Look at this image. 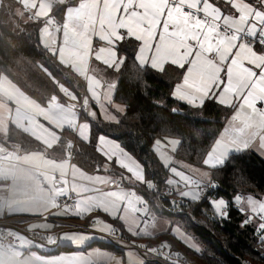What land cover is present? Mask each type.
<instances>
[{
	"label": "snow or ice",
	"instance_id": "6c2138e0",
	"mask_svg": "<svg viewBox=\"0 0 264 264\" xmlns=\"http://www.w3.org/2000/svg\"><path fill=\"white\" fill-rule=\"evenodd\" d=\"M256 2L259 7L247 0H225L234 10L233 13L225 14L210 0H79L78 5L67 7L62 24L50 13L54 4L64 5L67 0H15V4L22 8L16 7L14 11L11 5H4V0H0V7H6L10 15L22 19L24 23L43 21L39 29L43 48L59 64L87 81L91 100L102 110L105 119L110 121L119 122L116 116L108 113L105 102L117 112L122 113L125 108L113 102L115 83H109L101 96L98 89L102 82L90 74V71H95L89 68L93 55L96 61L118 71L126 59L119 54V45L131 39L139 42L135 60L141 68L148 66L162 73L166 70L165 65H172L183 70L182 80L174 85L171 92L175 100L197 108L203 107L207 100H214L235 109L227 127L202 161L210 169H217L228 162L232 152L255 149L264 155V0ZM58 33H62L59 43ZM94 37H98L105 46L94 49ZM43 71L70 101L77 100V96L61 84L52 72L47 68H43ZM8 101L16 105L14 110L9 107ZM258 102H261V107H257ZM83 109L88 116L96 118L88 96L83 99ZM9 123L40 142L44 149L20 155L21 145L13 143V150L9 151L4 146V142L9 139ZM89 127L88 123L77 122L75 103H61L58 96L53 94L44 105L25 95L7 76H0V181L6 182L0 187V215L6 209L8 212L43 216L50 209H56L52 213L54 216L70 214L84 218L93 211L102 210L113 220L122 221L132 236H151L152 233L146 227H141V221L130 215V212L148 214L146 202L136 196L135 191H103L101 187L90 188L77 183L80 180L93 185L111 186L117 181L111 177L88 176L71 164V141L67 144L66 159L58 161L48 157L47 150L62 143L65 128L76 132L82 140L89 141ZM160 143L156 141L157 146ZM170 143L175 151V145L180 141L172 140ZM97 151L107 161L115 160L119 168L130 174L121 176V180L146 184L149 189L154 187L152 181L145 179L140 164L118 144L101 135ZM104 167L107 169L108 164ZM170 171L184 182L187 189H177L178 194L192 202H199L203 198L205 187H217L212 184L209 172L200 173L199 169H192L202 178H207L205 185L203 179L194 180L174 167ZM69 173L72 176L70 187L67 179ZM175 183L172 179L167 180L168 185ZM70 192L81 197L74 207L58 203V198L68 197ZM84 193L94 194L82 195ZM133 197L135 202L145 206L137 208ZM208 202L219 219H229L228 202L225 199H210ZM234 202L240 203L239 210L244 213L242 197L236 195ZM172 203L175 206V202ZM246 203L253 214L259 215L261 222L255 232L259 242L264 243V201L249 196ZM252 222V216H248L241 226ZM91 226L110 236L117 232L112 224L98 217L92 220ZM52 228V224L45 222L31 224L28 231ZM173 234L189 249L201 253V248L178 226L173 229ZM8 235L19 243L18 246L0 244V264H124V261L98 250L87 255L82 251H74L41 256L31 249L43 248L45 244H38L34 239L15 231H10ZM40 239L46 241L47 245L69 241L80 247L96 237L83 232H66L59 237L47 235ZM164 248H170V245L165 242L161 245V249ZM147 251L161 254L157 248ZM132 255V252L128 253L129 264H133ZM135 264H144V261L137 260Z\"/></svg>",
	"mask_w": 264,
	"mask_h": 264
},
{
	"label": "trees",
	"instance_id": "16d2710c",
	"mask_svg": "<svg viewBox=\"0 0 264 264\" xmlns=\"http://www.w3.org/2000/svg\"><path fill=\"white\" fill-rule=\"evenodd\" d=\"M4 5H11L13 11L17 7L10 0H4ZM39 29V22L24 23L22 19L10 15L6 7H1L0 74L7 76L25 95L45 105L53 94L59 99L64 96L43 71V68H47L77 96V100L80 99L85 90L83 79L59 64L40 45ZM136 48V41L131 39L119 45V54L126 58L116 73L114 101L125 108L119 122L91 121L89 141L82 142L63 133L59 146L64 147L69 139H73V164L87 173H101L104 158L97 151V138L107 136L143 167L146 180L152 181L161 192H165L170 188L166 185L168 171L159 161L153 144L156 139L179 140L174 158L190 167L206 169L217 185L216 194L207 192L199 202L186 199L181 201L177 194L159 203L154 194L147 191L146 184L135 187L148 210L175 217L180 228L201 248V253L189 249L170 232L133 237L115 220L113 223L117 231L128 241L143 242L149 248L167 242L170 245V258H183L182 264H264V243L258 240L255 221L242 227L247 215L229 203V219L221 220L208 202L218 198L232 202L236 195L264 198V161L254 153L245 151L231 154L222 168L207 169L202 161L215 143L232 109L211 100L199 108L176 101L171 92L181 80L183 70L172 65H167L162 73L149 67L141 68L135 60ZM24 138L27 144L23 142ZM8 141L21 143V149L25 151L39 148L35 141L12 126L9 128ZM7 142L4 145H9ZM173 201L179 208L178 212L172 210ZM90 245L113 253L119 251L106 241H94ZM60 250L70 249L62 247ZM145 264L158 263L149 261Z\"/></svg>",
	"mask_w": 264,
	"mask_h": 264
},
{
	"label": "crops",
	"instance_id": "0c3cea01",
	"mask_svg": "<svg viewBox=\"0 0 264 264\" xmlns=\"http://www.w3.org/2000/svg\"><path fill=\"white\" fill-rule=\"evenodd\" d=\"M11 3H14L15 6L17 7H21L20 5H17L15 4V0H10ZM211 3L215 4L216 6L220 7L222 9L223 12H225V14H230V13H233L234 10L231 9L230 5L226 4L225 3V0H210ZM247 2L249 3H252L254 4L255 6L259 7V5L257 4L256 0H247ZM79 3V0H67V3L64 4V5H59V4H54L53 5V9H52V12L50 13L51 14H54L55 18L57 19L58 23H63V20H64V15H65V12H66V9L68 6H76L78 5ZM0 12H1V7H0ZM27 15V13H25V16ZM40 23V28L43 26V21H38ZM57 37H58V40H57V43L60 42V40L62 39V33H58L57 34ZM135 41V40H134ZM39 43L40 45L42 46L41 42H40V35H39ZM137 48H136V51H135V56L137 54V51H138V46H139V42H137ZM102 46H105L104 42L102 41H99L98 37H94L93 38V48L94 49H99L100 47ZM43 47V46H42ZM256 48L257 50H259L260 46L256 45ZM137 62V61H136ZM138 64V62H137ZM139 65V64H138ZM63 66V65H62ZM167 65H165L166 67ZM145 67H148V66H145ZM89 68L90 70H95L94 72L93 71H90V74H94L98 79L101 80V87L98 89V91L101 93V96H103V92L106 90V87L109 83H117V76H116V73H117V70H114V69H109L107 68L105 65H103L100 61H96L95 58H94V55L90 58V64H89ZM150 68V67H149ZM70 70V69H69ZM72 73H74L75 75H77L78 77L82 78L83 81H84V85H85V90L83 92V94L81 95V98L76 100V101H70L69 98L67 96H63L60 100L61 103H65V104H68V103H75V104H78V103H82L83 104V99L85 96H88L89 97V102H90V107L93 111L96 112V118L93 119L92 117L88 116L87 113L84 111L82 113H79L76 111V115H77V122L78 123H88L89 126H90V122L91 121H98V120H101V121H104V122H107V123H116L115 121H110L108 119H105V116L104 114L102 113V110L99 108V106L96 105L95 101L91 100V94L88 93L87 91V81L79 76L77 73H75L74 71L70 70ZM258 71V70H257ZM0 76H2L0 74ZM182 80V78H181ZM180 80V81H181ZM179 81V82H180ZM114 94H115V89H114V93H113V102L114 104H118L114 101ZM178 101V100H176ZM207 101H210V100H207ZM211 101H214V100H211ZM178 102H181V103H184L186 105H188L187 103L185 102H182V101H178ZM215 102V101H214ZM217 103V102H216ZM238 103V102H237ZM8 104H9V107H11L13 110L15 109L16 105L14 103H12L11 101H8ZM218 104V103H217ZM46 105V104H45ZM120 105V104H119ZM220 105V104H219ZM190 106V105H189ZM223 106V105H221ZM262 104L261 102H258L257 103V107H261ZM105 107L108 111V113L114 115L117 117V119L119 120L120 116L123 114V112H117L116 109L112 106V105H109L107 104V102H105ZM192 107V106H191ZM225 107V106H224ZM229 108V107H228ZM231 113L230 115L228 116V118L226 119L225 121V124L221 130V132L219 133L217 139L220 137V134L223 132L224 128L227 127L228 125V122L231 118V116L234 114V111L235 109L231 108ZM41 122H44L41 120ZM10 126H12L14 129L15 126L12 125L11 123H9V128ZM17 131H19L20 133L24 134L27 138H29L30 140H34V138L28 136L27 134L21 132L19 129H16ZM59 131V130H58ZM64 135L68 134L69 136H72L82 142H87V141H84L82 140L78 134L76 132H73L72 130L70 129H67L65 128L64 131H63ZM63 133H62V136H63ZM2 136V134H0ZM107 139L111 140L113 143L115 144H118L115 140L105 136ZM89 138H90V127H89ZM99 138V137H98ZM98 138H97V144H98ZM156 140H159V139H156ZM155 140V141H156ZM163 141L160 143L159 146H157L156 144H153V150L154 152L156 153L159 161L163 164V166L165 168H167V171H168V174H169V168L165 166V163L162 161V159L160 158V155H162V153L160 152V154L158 153L157 151V148L163 151H165V147H169V142H165L164 139H162ZM166 140V139H165ZM168 140H175V139H168ZM9 142V143H8ZM7 143L9 145H4L5 147L8 148L9 151H12L13 149L11 148V145L13 143H10V141H8ZM23 142L27 144V139L24 138L23 139ZM38 145H39V148L35 149V150H43L44 149V146L42 144H40V142L38 141H35ZM21 145V143H19ZM119 145V144H118ZM120 146V145H119ZM163 146V148L161 147ZM178 146V145H177ZM176 146V148H177ZM97 148V147H96ZM121 148V147H120ZM175 148V150H176ZM122 149V148H121ZM35 150H29V151H35ZM246 151H250L252 153H254L255 155H257L261 160L264 161V155H261L260 153H258L255 149H250V150H246ZM27 151L25 150H22L20 148V151L18 154L20 155H23L25 154ZM126 152V151H124ZM245 152V151H243ZM47 153H48V157L49 158H54V159H57L58 161L61 160V159H66L67 156H66V153H65V146H59V144L55 145L53 147V149H49L47 150ZM127 153V152H126ZM100 154V152H99ZM128 154V153H127ZM231 154H236L235 152H232L230 153ZM2 155V154H0ZM101 155V154H100ZM129 155V154H128ZM172 155L174 157V151L172 152ZM103 158H104V165L105 164H108V168L109 170H106L105 167H102L103 169V172H95V173H87L85 171H83L82 169H80L79 167H77L75 164V166L77 168H79L82 172H84L86 175L88 176H93V177H96V176H101V177H111L112 179L116 180L114 177H113V174L115 173H118L116 174V176H119L120 174L122 176H129L130 174L127 173V171L125 169H122V168H119L116 164H115V160H113L112 162H109L106 160V158L101 155ZM131 156V155H130ZM132 157V156H131ZM133 158V157H132ZM134 159V158H133ZM137 162V161H136ZM70 163L73 164L72 162V159L70 160ZM138 163V162H137ZM103 165V166H104ZM141 166V165H140ZM142 167V166H141ZM207 169H210L208 166H205ZM143 169V167H142ZM186 171L189 173V172H193L192 170L190 169H186ZM199 172L200 173H203V172H208L206 169H199ZM198 178H196L197 180H201L203 179L204 182L207 181V178H202V176L199 174V173H196V172H193ZM57 179H59V174L57 173ZM67 179L69 180V187L72 183V176H71V173H69ZM168 179H172L174 180L176 183L173 184V185H168L167 184V180ZM128 180H122L121 183L120 182H117L116 184H113L111 186H103V185H93L91 183H89L88 181H80V180H77V183H83V184H86L88 187H101L103 189V191H125V192H132V191H135V194L136 196H139L142 198V196L140 195V193L138 192L137 188L135 187V185H142L141 183H138V182H135V181H132V182H129ZM179 182H183L181 179L179 178H171V175H169V178H166V185L168 187H174L177 183ZM4 181H0V187H2L4 185ZM73 196H76L77 195L75 193H69ZM94 193H84L82 195H92ZM6 195V193H5ZM179 195V194H178ZM242 197V203L244 205V208L245 210L247 211H250V209L248 208V205L246 203L247 199L249 196H241ZM252 198L256 199V200H259V201H264V198H257V197H253L251 196ZM78 199L81 198V197H77ZM133 200L135 202V197H133ZM143 200V198H142ZM232 202L234 204H237L240 206V203H236L234 202V199L232 200ZM143 204V203H139V202H135V206L137 208H140L139 206ZM56 209H50L48 212L44 213V215H39V214H33V213H20V212H8L6 209L4 211V214L3 215H0V220H3V219H6V218H11V217H27V218H33V220H29V221H24V222H21L19 223L17 226H16V230L19 231L20 234L22 235H25L29 238H32L34 239V241L36 243H43L45 244V247L43 248H32L31 251H35L37 252L38 255H41V256H53V255H59L61 253H70V252H74V251H82L85 253V255H87L89 252H93V251H100L102 253H110V254H114L112 253L110 250H107V249H102L100 247H97V246H92L90 245L92 242L94 241H101L102 239H92V242L91 240H88L87 242L84 243L83 246H80V247H77L75 245H72L71 242L69 241H64L61 243V241L56 244V245H47L46 244V241H43L40 239V237L42 236H47V235H54V236H61L62 235V232H69V231H74V230H67V229H63V228H60L58 225H55L54 223H51V222H48V221H44L42 220L41 218L47 216V215H50L51 217H55V218H64V217H75V218H79V220H81V222H83L84 224L88 225L89 229L91 230L90 232H93L92 235L96 234V235H100V236H106L108 235L107 233H101L99 231H97L96 229H94L92 226H91V222L93 219L95 218H99V219H102L104 221H106L107 223L109 224H112L113 227L114 226V223L115 220L112 219L111 216L107 215L106 213H104L102 210H96V211H93L91 212L90 214L86 215L84 218H80V217H76V216H73V215H63V216H54L52 215L53 212H55ZM121 212H123V205H121ZM130 215H134L135 217H137V219H139L141 221V227H146L148 229V231H150L152 233L151 236H156V235H159V234H162V233H165V232H170L175 238H177L179 241H181L177 235L173 234V229L175 227H179V224L177 223L175 217H174V220L171 222V224H169L167 222H164L165 223V226L163 228H159V227H156V223L157 222H160L162 220H160L161 217L163 216H170V215H159L158 213H156L155 211H149L148 210V214L147 216H145L143 213L141 214V212H130ZM143 216V217H142ZM118 222L121 223V225L123 226V228L125 229V231L131 235V233H129L126 229V227L124 226L123 222L122 221H119L117 219ZM50 223L53 225V228L51 230H43V229H36L34 232H29L28 231V228L31 224H37V223ZM174 227V228H173ZM116 228V227H115ZM172 229V230H171ZM181 229V228H180ZM182 230V229H181ZM172 231V232H171ZM82 232V231H80ZM182 232L184 234H187L188 236H190L188 233H186L184 230H182ZM90 235V233H88ZM132 236V235H131ZM133 237H147V236H133ZM191 237V236H190ZM191 239H193L191 237ZM103 241H106L105 239ZM194 241V240H192ZM107 242V241H106ZM131 242V240H130ZM182 242V241H181ZM183 243V242H182ZM195 243V241H194ZM133 244H137L139 246L144 245L143 242H138V243H133ZM184 244V243H183ZM196 244V243H195ZM111 246L115 247L114 245L110 244ZM62 247H66V248H69L70 250H60V248ZM117 248V247H116ZM119 249V248H118ZM121 250V249H120ZM125 250H131V249H125ZM27 251V250H25ZM124 256V255H123ZM102 259V258H101ZM144 259V258H143ZM145 261V260H144ZM146 263V261H145Z\"/></svg>",
	"mask_w": 264,
	"mask_h": 264
},
{
	"label": "built area",
	"instance_id": "2783aa9c",
	"mask_svg": "<svg viewBox=\"0 0 264 264\" xmlns=\"http://www.w3.org/2000/svg\"><path fill=\"white\" fill-rule=\"evenodd\" d=\"M51 16L55 17L54 14H51ZM76 111L79 113L84 112L82 103L76 104ZM68 141H71L72 145H73V147L71 149V159H72L73 155L75 154V142L73 139H69ZM68 141L65 145V153H66L67 157H68V149H67ZM194 180H197V179H194ZM211 182H212V184H215L214 180H212V179H211ZM204 183L206 185L207 181ZM177 189H179L181 191L187 190L184 186V182H179L174 187H170L165 192H161L155 185L152 189L148 188L147 191L148 192L151 191L154 194V198L160 203V201L162 199L163 200L164 199H170L173 195H177L178 194ZM207 192H213L214 194H216V188L205 187L204 188V195ZM77 200H78V198L76 196L69 194L68 197L58 198V203H60L61 205L67 204V205L74 207ZM227 202L239 210V208H240L239 205L234 204L233 202H230V201H227ZM139 207L143 208L144 205L141 204ZM178 209L179 208L176 205L175 206L173 205L172 210L174 212H178ZM244 213L247 215V218H248V216H252L253 221H255L256 228H257L258 224L261 222L259 215H255L253 213H251V215H249V212H246V211ZM45 217L47 219H45ZM45 217H43L41 219L44 221L54 223L55 225H58L60 228H63V229L74 230V231L79 230L82 232H88L90 230L88 225L81 222V220H79V218H75V217H71V216L64 217V218H55V217H51L50 215H47ZM29 220H33V218L11 217V218H6L3 220H0V244H11V245L18 246L19 242L14 237L8 235V233L10 231H15V232L19 233V231H17L15 229L16 226L21 222L29 221ZM104 237L108 243L114 245L115 247H117L121 250H125V249L135 250L138 254H140V256L142 258H144V260L146 262L151 261V262H155L158 264H162V262L168 263V264H173V262H175V264H182V262L184 261L183 258H180L179 260L178 259H174V260L171 259L169 252H168V248L161 249V246L155 247V248L161 250V254L151 253V252L147 251V249H150L149 247H141L143 245L139 246L137 244L131 243L118 231L114 235H111V236L106 235ZM165 257H169V259H165Z\"/></svg>",
	"mask_w": 264,
	"mask_h": 264
},
{
	"label": "rangeland",
	"instance_id": "374dc122",
	"mask_svg": "<svg viewBox=\"0 0 264 264\" xmlns=\"http://www.w3.org/2000/svg\"><path fill=\"white\" fill-rule=\"evenodd\" d=\"M157 141V140H156ZM156 141L154 142V144H156ZM159 141L160 142H162L163 140L162 139H159ZM164 141L165 142H169V147L167 148V147H165L166 149H165V151H163V150H161L160 151V149L159 148H157V151H158V153L160 154V152L162 153V155H160V158L162 159V161L165 163V161H167V167L169 168V169H171V168H176L177 169V171H180V172H183L185 175H188V176H191L193 179H196V178H198L193 172H187L186 171V169H190V170H192V169H196V168H193V167H190V166H188V165H186L185 163H182L181 161H178V160H176L174 157H173V155H172V152H173V145L170 143L172 140H168V139H164ZM176 146L177 145H175V148H176ZM162 148H163V146H161ZM104 167V166H103ZM106 170H109V168H107ZM116 174H118V173H115V174H113V177L116 179V181L117 182H120L121 183V179H120V177L122 176L121 174L119 175V176H116ZM169 175H171V178H174V177H176V178H179V177H177L174 173H172L170 170H169V174H168V176H167V178H169ZM180 179V178H179ZM129 183V182H128ZM178 199L179 200H183V199H186V200H189V199H187V198H182L180 195L178 196ZM219 199V198H218ZM190 201V200H189ZM246 211V210H245ZM246 212H249V215H251V210L250 211H246ZM141 214H142V212H141ZM160 220H162V221H160V222H157L156 224V227H159V228H163L164 226H165V223L164 222H166V224H167V222L169 223V224H171V222L174 220V217L173 216H163V217H161L160 218ZM174 228V227H173ZM172 230V229H171ZM91 230H89L88 232H83V233H86V234H88V233H90V235H92V233L93 232H90ZM69 232H80L79 230H75V231H69ZM172 232V231H171ZM63 233H66V232H62V234ZM187 235V234H186ZM92 236H94V237H96V239H102L101 241H103L104 239H105V237H103V236H100V235H96V234H94V235H92ZM188 236V235H187ZM190 237V236H189ZM191 238V237H190ZM106 240V239H105ZM193 240V239H192ZM62 242H64V241H61V243ZM91 242H92V239H91ZM194 242V241H193ZM131 243H138V242H135V241H132L131 240ZM197 245V244H196ZM198 246V245H197ZM199 247V246H198ZM119 251L118 252H115L113 255L112 254H110V253H106V254H109V255H111V256H114L116 259H119V260H122V261H124V264H129V256H128V253L129 252H132V257H131V260H132V262H133V264H135V261H137V260H143L144 261V259L140 256V254H138L135 250H120V249H118ZM121 251V252H120ZM112 252V251H111ZM113 253V252H112ZM124 255V256H123ZM144 264H145V261H144Z\"/></svg>",
	"mask_w": 264,
	"mask_h": 264
},
{
	"label": "bare ground",
	"instance_id": "6f19581e",
	"mask_svg": "<svg viewBox=\"0 0 264 264\" xmlns=\"http://www.w3.org/2000/svg\"><path fill=\"white\" fill-rule=\"evenodd\" d=\"M72 78V77H71ZM121 225V224H120Z\"/></svg>",
	"mask_w": 264,
	"mask_h": 264
}]
</instances>
